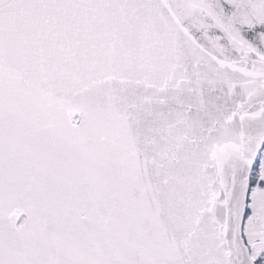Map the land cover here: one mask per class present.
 Masks as SVG:
<instances>
[{
  "label": "snow or ice",
  "instance_id": "snow-or-ice-1",
  "mask_svg": "<svg viewBox=\"0 0 264 264\" xmlns=\"http://www.w3.org/2000/svg\"><path fill=\"white\" fill-rule=\"evenodd\" d=\"M0 264H264V0H0Z\"/></svg>",
  "mask_w": 264,
  "mask_h": 264
}]
</instances>
